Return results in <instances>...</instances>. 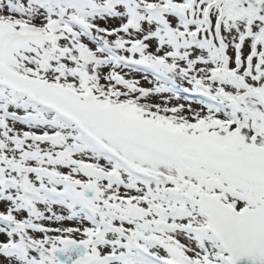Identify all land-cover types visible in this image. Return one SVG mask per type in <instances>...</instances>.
Wrapping results in <instances>:
<instances>
[{"label": "snow or ice", "instance_id": "6c2138e0", "mask_svg": "<svg viewBox=\"0 0 264 264\" xmlns=\"http://www.w3.org/2000/svg\"><path fill=\"white\" fill-rule=\"evenodd\" d=\"M0 264H264V0H0Z\"/></svg>", "mask_w": 264, "mask_h": 264}]
</instances>
